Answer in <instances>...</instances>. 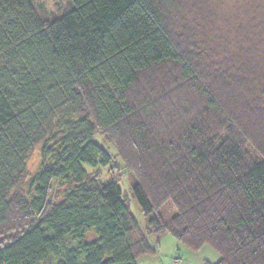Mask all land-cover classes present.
I'll use <instances>...</instances> for the list:
<instances>
[{
	"label": "trees",
	"instance_id": "obj_1",
	"mask_svg": "<svg viewBox=\"0 0 264 264\" xmlns=\"http://www.w3.org/2000/svg\"><path fill=\"white\" fill-rule=\"evenodd\" d=\"M36 1L0 0V264L154 254L120 175L102 183L112 157L95 137L133 177L157 245L170 234L216 264H264V0L232 36L212 0H71L48 23Z\"/></svg>",
	"mask_w": 264,
	"mask_h": 264
},
{
	"label": "rangeland",
	"instance_id": "obj_2",
	"mask_svg": "<svg viewBox=\"0 0 264 264\" xmlns=\"http://www.w3.org/2000/svg\"><path fill=\"white\" fill-rule=\"evenodd\" d=\"M212 1L216 7H211L210 9H213L211 10L213 11V16L214 14H216L218 17V21H220L217 23V25L231 32L232 36L234 26L242 23L240 21L241 17L247 16V11L249 10L248 2L251 0ZM72 7L73 4L71 0H37L34 4V10L36 14L39 16V18L47 23L63 16L68 11H70ZM225 17L228 18V21H225V23H223L222 21L223 19L225 20ZM174 90L175 92L182 93L181 88L179 89L178 87H175ZM94 141L105 148L112 157V170L107 167H99V169L97 170L101 177L102 183L107 184L109 182H112L115 175H120L119 185L122 191V196L129 205L132 214L137 219L141 229L144 231V234L152 244L154 254L140 256L137 259L136 264H205V262H208L210 264L218 263V261L220 260V256L210 246H204L202 249L195 252L177 242V240H175V238H173L170 234H165L159 240L157 245L155 237L154 235H152L149 226V221L151 218L146 217L142 214L137 205V202L133 197L132 187L135 183L133 177L129 173H127V171H125L124 164L118 157L116 151L108 143H106L100 137H95ZM44 148L45 142L35 146L26 160V175L24 180L18 185L17 188V190L24 195L29 193V184L30 182H32V179L35 177V175L43 165L44 159L42 151ZM248 150L249 154L251 153L252 155L251 150ZM86 168L88 170H91L89 167ZM58 187H60L59 184L55 182L53 189L56 190ZM53 194L55 195V191ZM175 214L176 210L174 209L172 204H167L159 213V218H161L164 222H168Z\"/></svg>",
	"mask_w": 264,
	"mask_h": 264
}]
</instances>
